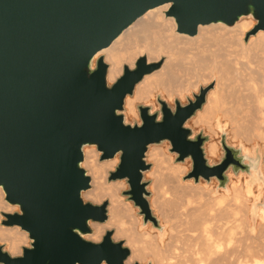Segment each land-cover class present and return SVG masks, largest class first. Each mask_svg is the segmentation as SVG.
<instances>
[{
  "label": "water",
  "instance_id": "obj_1",
  "mask_svg": "<svg viewBox=\"0 0 264 264\" xmlns=\"http://www.w3.org/2000/svg\"><path fill=\"white\" fill-rule=\"evenodd\" d=\"M164 3L170 4L165 15L174 17L177 31L191 36L200 24L232 25L248 15L256 24L247 36L264 29V0H0V187L5 201L18 206L2 211L1 224L19 226L30 239L21 255L11 256L0 245V264H125L130 250L113 241L111 230L99 242L84 238L92 232L90 221L107 219L108 204L82 197L91 186L82 167L85 146H95L100 160L119 154L108 180L126 179L123 194L143 224L157 229L162 226L144 180L151 145L167 141L175 162L191 161L184 180L215 178L225 188L229 171L249 175L255 169L261 177L264 156L257 147L249 153L230 145L219 128L223 153L211 163L205 153L209 135L186 125L213 83L186 104L175 98L174 107L157 94L159 109L139 103L140 122L127 123L125 97L160 62L142 54L111 84L103 57L93 65L97 51Z\"/></svg>",
  "mask_w": 264,
  "mask_h": 264
},
{
  "label": "bare ground",
  "instance_id": "obj_2",
  "mask_svg": "<svg viewBox=\"0 0 264 264\" xmlns=\"http://www.w3.org/2000/svg\"><path fill=\"white\" fill-rule=\"evenodd\" d=\"M169 5L164 3L145 11L93 57L94 61L103 55L104 60L107 61L108 83L115 81L125 65L132 68L137 57L142 54L146 55L148 61H158L164 57L162 66L144 75L136 84L133 94L125 97L126 112L134 115L136 102L149 101L156 90L161 89L167 92L168 98H172L175 94L183 98L184 93L190 88H197L198 83H207L215 77L217 81L215 89L207 93L203 110L196 113L191 124L195 126L204 124L215 134L213 120L221 114L230 121V125L235 130L233 134L237 135L243 130L248 131L246 127L251 125L252 133L254 130L255 133L261 134V131L257 132L259 129L257 130L256 127H258L257 124L264 123V29L247 36L248 31L255 24V19L248 15L241 17L232 25L222 22L200 24L197 33L191 36L178 32L174 17L165 15ZM215 126L218 128L219 122H216ZM256 138L264 139V134ZM218 150L219 146L214 140L205 145V153L208 157L215 158ZM150 151L148 154L154 159L156 166L162 167H155L157 172L154 171V176L155 173L159 176L158 173L164 174L163 176L167 174V177L172 175L171 178L175 177L177 167L174 163H169L171 158L164 160L163 154L157 153L160 150ZM83 152L82 164L88 166V170L91 171L88 172L93 176L92 188L83 191L82 197L95 202H100L104 198H108L109 201L106 223L89 222L93 232L85 236L98 241L108 227L114 226L116 229H114L113 238L125 237V245L131 248L125 264L137 260L144 261L147 258H152L153 264H264V208H259L257 204L250 205L251 211L263 221L261 229L255 234L248 219H243V216L240 218V212L243 209L245 213L247 212L245 209L248 206L241 202L243 193L251 192L247 185L243 186L242 183V186L236 187L234 183H231L232 194L229 198L233 202L228 199L233 203L231 205H227L230 202L225 203L223 194L218 199L221 193L217 198L214 197V200L210 197L205 198L204 201L201 200L202 194L196 193L197 197L192 195V197L186 196L188 199H183L185 201L183 205L178 206L181 210L176 208L175 211L173 210L174 214L171 216L167 214L172 218L164 217L161 211L164 221L168 222L167 236L163 240V234L159 232L139 230L137 223L135 228L134 221L138 219L130 218L133 221L131 222L129 217H132V214L127 217L130 208H123L120 203L124 202L120 201L121 198L119 199L121 197L119 192L126 183H120L122 182L120 181L115 184L114 181L107 185L104 181L106 186H103L102 180H106L107 170L117 164L118 154L111 159L101 160L105 163L103 165L101 162L97 163L98 153L92 146L85 147ZM163 170L167 173H163ZM162 187H165V191L169 189L165 185ZM170 189L168 192L172 191ZM156 190L158 191L159 187ZM187 194L191 195L190 192ZM187 200L191 201L189 203L192 205L196 202L197 204L194 205L195 207L188 204L190 206L188 208L191 209L192 206V209L188 210L185 208ZM179 201L175 203L176 206L180 204ZM153 202L159 204L161 201L159 202L155 197ZM241 203L247 207L244 208ZM151 204L154 205L152 202ZM166 210L169 211V209ZM2 211H18V206L10 205L5 201L4 192L0 187V212ZM177 212L178 215L175 214ZM173 215L179 217L173 218ZM130 222L135 224L134 227ZM27 239V232L19 226H0V241L7 243L6 249L12 256L20 254L21 246L27 243Z\"/></svg>",
  "mask_w": 264,
  "mask_h": 264
},
{
  "label": "rangeland",
  "instance_id": "obj_3",
  "mask_svg": "<svg viewBox=\"0 0 264 264\" xmlns=\"http://www.w3.org/2000/svg\"><path fill=\"white\" fill-rule=\"evenodd\" d=\"M255 24H256V20H255ZM254 24V25H255ZM254 25L250 28V30L254 27ZM249 30V31H250ZM248 31V32H249ZM101 57H103V59H104V56L102 55ZM97 59V58H96ZM96 59H94V61H93V65H95V61H96ZM105 61V60H104ZM106 63H107V61H105ZM156 62H160V66H159V68L162 66V64H163V62H164V57L163 58H161L160 60H158V61H156ZM108 64V63H107ZM158 68V69H159ZM158 69H156V70H158ZM156 70H154V71H156ZM153 71V72H154ZM121 73H122V71H121ZM121 73H120V75H121ZM152 73V72H151ZM216 78L214 77V78H211L207 83H203V82H200V83H198V86H197V88H190L189 89V91H187V92H185L184 93V95L182 96L183 98H180L177 94H175L172 98H168V95H167V92H163V90H161V89H159V90H156L155 92H154V95H153V97L152 98H150V100L149 101H139V102H136V105L137 104H139V103H144V104H149V105H151L152 106V109L153 110H157V109H159V103H158V101H157V99H156V95L157 94H160L161 95V98H163L167 103H168V105L169 106H171V107H174V99L175 98H177V99H179V101L181 102V104H186L187 102H188V98H190V99H193V94L194 93H198L199 92V88L200 87H205V86H208V85H210L211 83H213V87L209 90V91H211V90H214L215 89V85H216ZM109 84H111V83H109ZM165 93V94H164ZM167 95V96H166ZM136 105H135V116L134 115H129L127 112H126V110H125V108H124V111H123V113H124V115H125V121L127 122V123H135V122H140V117H139V114H138V111H137V109H136ZM203 110V107L200 109V110H198L199 112L200 111H202ZM197 111V112H198ZM196 112V113H197ZM127 115V116H126ZM196 116V114L193 116V117H191L187 122H186V125L188 126V127H190L192 130H193V132L194 133H197L199 130H203V133H205V134H208L209 135V141H211V140H214V141H216L217 142V144H218V146H219V150H218V153H217V155L215 156V158L214 157H208L207 155H206V157L209 159V162H211V163H215V162H219L220 161V159H221V157H222V153H223V150H222V148H221V145H220V136H221V131H220V129L219 128H221L224 132H225V135H226V141H227V143L228 144H230V145H233V146H235V147H241L243 150H245V151H247V152H249V153H253L254 152V148L255 147H257L258 148V150H259V153L261 154V156H264V139L262 138V139H260V138H256L258 135L260 136L262 133L264 134V123L262 124H257V126L258 127H256L257 128V132H260L261 131V134L259 133H255L254 132V130H253V133L251 132V130L252 129H250V127L252 126H248V127H246L247 128V130L248 131H241V132H239V133H237V135H235V134H233L234 133V129H233V126L232 125H230L231 123H230V121L227 119V118H225V117H222V115L221 114H218V117H217V119L215 118L214 120H213V123H214V126H213V128L215 129V134H214V132L210 129V131L206 128L207 126L206 125H204V124H202V125H193V124H191V120L194 118ZM221 116V117H220ZM260 119V118H259ZM229 121V122H228ZM216 122H219V127L217 128L216 126H215V124H216ZM206 126V127H205ZM256 126V125H255ZM256 128H255V130H256ZM253 129H254V127H253ZM208 130V131H207ZM231 130V131H230ZM230 131V132H229ZM216 133H217V135H216ZM215 136H214V135ZM232 136H234V137H232ZM241 137H242V139H241ZM209 141H207L206 143H208ZM206 145V144H205ZM85 147H87V148H91V146H85ZM84 147V148H85ZM94 149H95V152H97L98 153V157H97V159H96V161H97V163L98 162H101V164H105L104 162H102L100 159H99V157H100V154H101V152L100 151H98L97 150V148L95 147V146H92ZM168 147H169V143L167 142V141H165L164 143H162V144H159V145H151L150 147H149V151L151 150H154L155 152H157L158 150H160L159 152H157V153H160V155L161 154H163V156H162V158H164V160H168L169 159V157L171 158L170 159V161H169V163L170 164H175V166L177 167V169H175L176 171V174H175V177H173V178H171L172 177V175L170 176V175H168V177H170V178H168L167 177V172L165 171V170H163V173L165 172V174H166V176H163L162 174H158L157 173V175H159V176H156V173H155V176H154V171L158 168V167H160L159 165H158V167L156 166V164H155V162H154V159L153 158H151V156L148 154V152H147V158H146V161L148 162V163H150L151 164V167H150V169L149 170H147V171H145V173H144V180H148L149 181V185H148V187H147V190L150 192V196L148 197V200H149V203H150V207H151V209H152V211H153V214L159 219V224L162 226L161 227V229H157V228H155V227H153L152 226V224L150 223V222H148V223H146V224H143V222H142V215H140L139 214V212H138V209L133 205V202L131 201V200H129L128 199V197L125 195V194H123V191H125V190H127V189H129V186H128V183H127V181H126V179H117V181L116 180H108V176H109V172L110 171H113L114 169H115V167H116V165L119 163V159H118V162H117V164L115 165V166H113L112 168H110V169H108L107 170V175H106V180H102V182L104 183V181H105V183L108 185V183L110 184V182H114L115 181V184H118L117 182H120V181H122V182H120V183H123L124 182V184H125V187L124 188H122L121 189V192H119V196H121V197H119V199H120V201H122V202H124V203H120L122 206H123V208H125V207H128V208H130V210L129 209H127V210H129L128 212H129V214H128V216L127 217H129V215L130 214H132L133 216L132 217H129V219L130 218H136V220L138 219V221H134V223L136 224H138L139 225V230H148V231H152V232H156V233H160V234H163L162 235V239L163 240H165L166 239V236H167V234H166V232H167V227H168V222L167 221H164V217H169V216H171L172 214H174V211L176 210V208H179V209H177V210H181L180 209V207H178L179 205L180 206H182L183 204V202H185L184 200L185 199H188V198H186V196H190V197H192V195H193V197L195 196V197H197V195H196V193H201V194H199V196L201 195V196H203L202 197V199L201 200H205V198H210L211 197V199H212V197H213V200H214V197H216L217 198V196H219L220 195V193H221V195L219 196V198L218 199H220V197L221 196H225L224 197V200L226 199V201H225V203L227 204V202H230L229 204H227V205H231V204H233L232 202V200L230 199L231 198V195L230 194H232V190L230 189V186H231V188H232V184L233 185H235L236 187H238L239 185H241L242 186V183H243V186L244 185H247L248 187H249V189L251 190V192L248 194V193H243V196H242V199L243 200H241V202L243 201V203H245V205H247V206H244L242 203V205L244 206V208H246L247 207V209H245L247 212L245 213V211H243L242 210V212H240V218H242L241 216H243V219H248L247 221L249 222V224L251 225V226H253V229H254V234L256 233V231L257 230H259V229H261V224H263V221L259 218V216L255 213L254 215L252 214L253 212L251 211V206L250 205H252L253 206V204H258V205H260V204H263L264 203V168H262L261 167V169H260V172H261V177H260V175L258 174V172H257V170H252V172L249 174V175H247V174H243V173H239L238 175H233V173L231 172V171H229L228 172V175H229V181H228V183H227V185H226V187L225 188H221V187H219V184H218V181L215 179V178H211L209 181H206V180H204V179H200L197 183H195L194 181H193V179H183V177L190 171V165H191V161L188 159V160H185L184 162H175V157H176V155L174 154V153H171V152H169V150H168ZM156 149V150H155ZM150 151V152H151ZM153 152V151H152ZM168 154V155H167ZM152 155V154H151ZM165 156V157H164ZM118 157H119V154H118ZM153 157V156H152ZM110 162V161H109ZM168 162V161H167ZM162 165V164H161ZM174 166V167H175ZM82 167L86 170V172H87V174L92 178V176H93V174H92V176L90 175V170H88V166L86 165V164H82ZM155 167H157V168H155ZM175 167V168H176ZM160 168H162V167H160ZM159 168V169H160ZM159 169H158V172H159ZM161 170V169H160ZM88 171H90V172H88ZM152 171H153V175H152ZM254 171V172H253ZM155 172H157V170L155 171ZM160 172H162V171H160ZM174 174V173H173ZM105 175V174H104ZM176 175H177V177H176ZM161 176H163L162 178H161ZM174 176V175H173ZM155 177H156V179H155ZM158 177V178H157ZM164 178V179H163ZM159 179V180H158ZM167 179V180H166ZM155 180V181H154ZM165 180V181H164ZM168 180H171V181H169L168 182ZM92 181V180H91ZM107 181V182H106ZM157 181V182H156ZM160 181V182H159ZM162 181H164V182H162ZM103 184V186H106V184ZM156 183V184H155ZM160 184V186H158L159 184ZM166 183V184H165ZM232 183V184H231ZM161 184H163L162 186H166V188H171L170 190H172V191H170V192H168L169 191V189H166V191L164 190L165 189V187L163 188L162 186H161ZM189 184V186H187ZM191 184V185H190ZM231 184V185H230ZM156 186H158L159 187V190L157 191L156 189H158V187L156 188ZM162 187V188H161ZM184 187H186L188 190H185L186 188H184ZM90 188H92V182H91V186H90ZM181 188H183V189H181ZM161 189V190H160ZM175 190V191H174ZM184 190V191H183ZM198 190H202V192H198ZM161 191V192H160ZM163 191H165L164 193H165V195H164V193H162ZM183 191V192H182ZM186 191H188V192H186ZM197 191V192H196ZM161 194H160V193ZM167 192H168V194H167ZM179 192H181V193H179ZM185 192V193H184ZM190 192V194L191 195H188L187 193H189ZM175 193V194H174ZM181 194V195H180ZM223 194V195H222ZM164 195V196H163ZM209 195V196H208ZM178 196H180V197H178ZM199 196H198V198H199ZM155 197H157V200H159V204H157V203H154L153 202V198H155ZM162 197H163V199H162ZM230 197V198H229ZM198 198H196V199H198ZM84 199V198H83ZM184 199V200H183ZM193 200H195L194 198H192ZM200 199V198H199ZM231 200V201H229V200ZM254 199V200H253ZM84 200H86V199H84ZM105 200H107V202H108V204H107V207H108V205H109V201H108V198H104L102 201H100V202H95V201H91V200H86V201H90V202H92V203H94V204H101L103 201H105ZM162 200H164V201H162ZM177 200V201H176ZM178 200H180L179 201V203L180 204H177V206H176V202H178ZM189 200H191L190 198H189ZM201 200H198V201H201ZM217 200V199H216ZM224 200L222 201V202H224ZM196 201V200H195ZM194 201V202H195ZM221 201V200H220ZM151 202L154 204V205H152L151 204ZM165 202V203H164ZM170 202V203H169ZM174 202V203H173ZM189 202H191V201H186V204L185 205H187V207H185L186 209H188V210H191L192 209V206H194V205H196L197 204V202H196V204L194 203V205H192V204H190ZM129 204V205H126V204ZM163 204V206L161 207V205ZM166 204V205H165ZM171 204V205H170ZM173 204V205H172ZM175 204V205H174ZM188 204H190V205H192L191 206V209L190 208H188ZM160 205V208H158V206ZM170 205V206H169ZM184 205V206H185ZM166 206V207H165ZM183 206V207H184ZM241 206V205H240ZM173 207V208H172ZM190 207V206H189ZM195 207V206H194ZM163 208H165V210L166 209H169V211L168 210H166L167 211V213L165 212V210L163 209ZM182 208V207H181ZM243 208V207H242ZM259 208H264V206L262 207V206H259ZM126 209V208H125ZM241 209V208H240ZM171 210H172V212H171ZM174 210V211H173ZM158 211H160V212H158ZM161 211H163V215H164V217L162 216V214H161ZM244 212V213H243ZM252 212V213H251ZM166 213V214H165ZM243 213V214H242ZM169 216H168V215ZM176 215H178L179 213L177 212V213H175ZM0 226L2 225L1 224V220L2 219H4V217H3V215H2V212H0ZM245 215V216H244ZM163 217V218H162ZM175 217H179V216H175V215H173V218H175ZM169 218H172V217H169ZM168 218V219H169ZM176 218V219H177ZM107 219H108V210H107ZM107 219L104 221V222H98V223H106V221H107ZM126 220L127 221H129L128 220V218H126ZM130 221H131V219H130ZM164 221V222H163ZM179 221V220H178ZM91 222V221H90ZM93 222V221H92ZM131 222H133V221H131ZM130 222V223H131ZM132 224L133 225V227H134V225L135 224ZM260 223V224H259ZM90 224V223H89ZM128 225H129V223H127ZM130 224V225H131ZM137 224L135 225V228H136V226H137ZM91 225V224H90ZM163 225H165V226H163ZM2 226H4V225H2ZM91 227V229H92V232H93V227L92 226H90ZM166 228V229H165ZM114 229H116L114 226H111V227H108L105 231H104V233L102 234V236H101V238L98 240V241H95V242H99V241H101L102 240V237H103V235L105 234V232L106 231H108V230H111L112 231V239H113V241H116V242H118V241H121L122 243H123V245L124 246H126V247H128L129 248V250H131V248L129 247V246H127V245H125V237H119V238H113V233H114ZM164 229V230H163ZM91 232V233H92ZM88 235V234H87ZM27 236H28V234H27ZM84 238H86V239H88V240H91V241H94V240H92V239H90L88 236H84ZM6 242L5 241H0V245H2L3 246V249L4 250H6L7 251V249H6ZM30 245V239H29V237H28V239H27V243L25 244V245H22L21 246V250H20V254H18V255H21V253H22V247L23 246H29ZM8 252V251H7ZM9 253V252H8ZM130 253H131V251H130ZM10 254V253H9ZM11 255V254H10ZM12 256V255H11ZM16 256V255H15ZM151 263V264H153V259L152 258H147L146 260H144V261H133V262H130V263H127V264H133V263H138V264H147V263ZM105 263V262H104ZM106 264V263H105Z\"/></svg>",
  "mask_w": 264,
  "mask_h": 264
}]
</instances>
